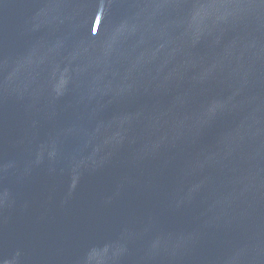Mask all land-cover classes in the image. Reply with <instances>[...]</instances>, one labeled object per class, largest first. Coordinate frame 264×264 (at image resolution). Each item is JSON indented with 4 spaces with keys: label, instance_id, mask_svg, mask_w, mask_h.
<instances>
[{
    "label": "water",
    "instance_id": "obj_1",
    "mask_svg": "<svg viewBox=\"0 0 264 264\" xmlns=\"http://www.w3.org/2000/svg\"><path fill=\"white\" fill-rule=\"evenodd\" d=\"M0 264H264V0H0Z\"/></svg>",
    "mask_w": 264,
    "mask_h": 264
}]
</instances>
